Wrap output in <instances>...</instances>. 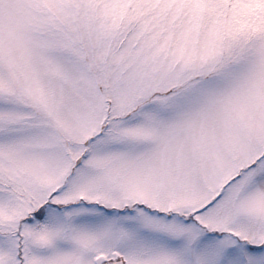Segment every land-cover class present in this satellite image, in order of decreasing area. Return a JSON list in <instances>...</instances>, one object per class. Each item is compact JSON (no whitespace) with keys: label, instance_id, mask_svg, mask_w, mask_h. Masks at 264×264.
I'll list each match as a JSON object with an SVG mask.
<instances>
[{"label":"snow or ice","instance_id":"1","mask_svg":"<svg viewBox=\"0 0 264 264\" xmlns=\"http://www.w3.org/2000/svg\"><path fill=\"white\" fill-rule=\"evenodd\" d=\"M0 264H264V0H0Z\"/></svg>","mask_w":264,"mask_h":264}]
</instances>
